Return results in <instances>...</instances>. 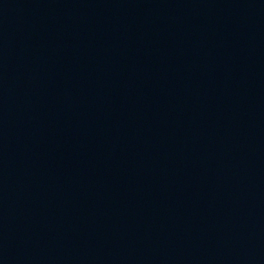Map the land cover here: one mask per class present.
<instances>
[{
  "label": "water",
  "instance_id": "95a60500",
  "mask_svg": "<svg viewBox=\"0 0 264 264\" xmlns=\"http://www.w3.org/2000/svg\"><path fill=\"white\" fill-rule=\"evenodd\" d=\"M0 264H264V0H0Z\"/></svg>",
  "mask_w": 264,
  "mask_h": 264
}]
</instances>
